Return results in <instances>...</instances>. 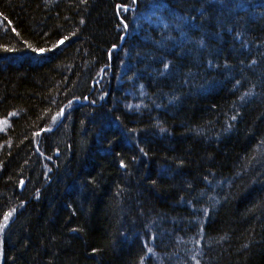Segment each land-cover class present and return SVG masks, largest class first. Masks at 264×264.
Here are the masks:
<instances>
[{
	"label": "trees",
	"instance_id": "1",
	"mask_svg": "<svg viewBox=\"0 0 264 264\" xmlns=\"http://www.w3.org/2000/svg\"><path fill=\"white\" fill-rule=\"evenodd\" d=\"M5 121L1 264H264V0H0Z\"/></svg>",
	"mask_w": 264,
	"mask_h": 264
},
{
	"label": "snow or ice",
	"instance_id": "2",
	"mask_svg": "<svg viewBox=\"0 0 264 264\" xmlns=\"http://www.w3.org/2000/svg\"><path fill=\"white\" fill-rule=\"evenodd\" d=\"M0 123H3V124H6L7 122H0ZM12 213H9L8 216H11ZM8 216L5 217V223L7 222V219H8ZM3 225H0V229H2Z\"/></svg>",
	"mask_w": 264,
	"mask_h": 264
},
{
	"label": "rangeland",
	"instance_id": "3",
	"mask_svg": "<svg viewBox=\"0 0 264 264\" xmlns=\"http://www.w3.org/2000/svg\"><path fill=\"white\" fill-rule=\"evenodd\" d=\"M139 18H141V15H139ZM0 264H1V254H0Z\"/></svg>",
	"mask_w": 264,
	"mask_h": 264
}]
</instances>
